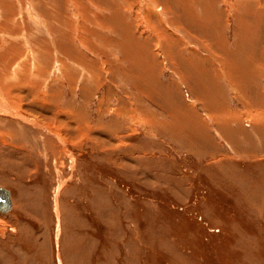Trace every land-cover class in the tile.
Here are the masks:
<instances>
[{
	"label": "rangeland",
	"instance_id": "rangeland-1",
	"mask_svg": "<svg viewBox=\"0 0 264 264\" xmlns=\"http://www.w3.org/2000/svg\"><path fill=\"white\" fill-rule=\"evenodd\" d=\"M0 70V264H264V0H0Z\"/></svg>",
	"mask_w": 264,
	"mask_h": 264
},
{
	"label": "bare ground",
	"instance_id": "bare-ground-1",
	"mask_svg": "<svg viewBox=\"0 0 264 264\" xmlns=\"http://www.w3.org/2000/svg\"><path fill=\"white\" fill-rule=\"evenodd\" d=\"M146 2H150V0H145ZM185 1V0H184ZM145 3V2H144ZM143 3V4H144ZM190 3V2H189ZM152 4V3H151ZM185 4V3H184ZM149 5V4H148ZM154 5V4H153ZM186 6V5H185ZM151 7V6H150ZM188 7V6H187ZM192 7V6H191ZM146 8H147V6H146ZM186 8V7H185ZM149 9V8H148ZM147 9V10H148ZM148 11H150V9L148 10ZM152 11V10H151ZM150 11V12H151ZM189 13H191L190 11H188ZM30 13V12H29ZM158 14V13H157ZM40 26V25H39ZM192 31V30H191ZM0 71H2V70H0ZM1 77V76H0ZM14 82H15V80H14ZM13 82V83H14ZM0 90H1V88H0ZM5 93V92H4ZM11 95V94H10ZM9 97V100L11 101V102H15L14 101V96H9V95H7L6 96V98H8ZM5 98V95L0 91V111L1 112H7V113H9V114H12V115H14V114H16V112H15V110L14 109H11L12 107H10V105H9V103H7L6 102V99ZM16 100V99H15ZM2 140L3 141H5L6 142V139H4V138H2Z\"/></svg>",
	"mask_w": 264,
	"mask_h": 264
},
{
	"label": "water",
	"instance_id": "water-1",
	"mask_svg": "<svg viewBox=\"0 0 264 264\" xmlns=\"http://www.w3.org/2000/svg\"><path fill=\"white\" fill-rule=\"evenodd\" d=\"M12 207L11 191L9 188L0 185V211H8Z\"/></svg>",
	"mask_w": 264,
	"mask_h": 264
}]
</instances>
